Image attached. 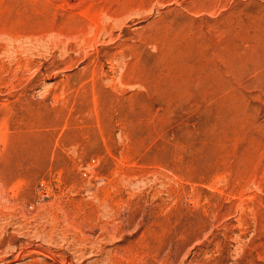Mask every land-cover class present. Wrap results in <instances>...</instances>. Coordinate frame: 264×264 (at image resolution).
<instances>
[{
	"label": "rangeland",
	"instance_id": "1",
	"mask_svg": "<svg viewBox=\"0 0 264 264\" xmlns=\"http://www.w3.org/2000/svg\"><path fill=\"white\" fill-rule=\"evenodd\" d=\"M39 1L0 0V264H264V0Z\"/></svg>",
	"mask_w": 264,
	"mask_h": 264
},
{
	"label": "bare ground",
	"instance_id": "2",
	"mask_svg": "<svg viewBox=\"0 0 264 264\" xmlns=\"http://www.w3.org/2000/svg\"><path fill=\"white\" fill-rule=\"evenodd\" d=\"M45 1H46V0H45ZM48 1H49V0H48ZM36 2H37V1H36ZM39 2H42V3H43V1H41V0H40ZM44 3H45V2H44ZM37 4H38V3H37ZM40 5H41V4H39V6H40ZM44 6L47 7L46 5H44ZM72 8H73V7H72ZM40 9H41V8H40ZM43 9H45V8L43 7ZM46 12H47V10H46ZM48 12H49V11H48ZM10 13H11V12H10ZM25 14H26V13H25ZM28 14H29V13H28ZM28 14H27V15H28ZM28 16H29V15H28ZM17 17H19V16H15V19L19 20L20 18L18 19ZM20 17H21V16H20ZM26 17H27V16H26ZM22 18H23V17H21V19H20L21 21H22ZM24 18H25V15H24ZM28 18H29V17H28ZM28 18H27V19H28ZM12 19H13V18H12ZM15 19H13L12 23H14ZM27 21H28V20H27ZM16 22H17V21H16ZM16 22H15V23H16ZM28 22H29V21H28ZM10 23H11V22H10ZM15 23H14V24H15ZM21 23H22V22H21ZM23 23H24V21H23ZM18 24H19V23H18ZM1 26H2V25H1ZM1 26H0V27H1ZM9 26H11V25H9ZM13 26H14V25H13ZM11 27H12V26H11ZM11 27H10V28H11ZM16 27H19V26H16ZM10 28H9V30H10ZM5 29H6V28H5ZM17 29H18V28H16V30H17ZM28 29H29V28H28ZM28 29H27V31H28ZM11 30H12V29H11ZM20 30H21V29H20ZM5 31H6V30H5ZM23 31H24V30H23ZM9 32H10V31H9ZM18 32H21V31L18 30ZM18 32L16 33V31H15L14 33H16V35H19ZM0 33H1V31H0ZM6 34H7V33H5L4 35L6 36ZM24 34H25V32H24ZM10 35H11V34H10ZM12 35H13V33H12ZM8 36H9V35H8ZM1 37H2V35H1ZM10 37H11V36H9L8 38H10ZM13 37H14V36H13ZM16 37H17V36H15L14 38H16ZM4 39H5V38H4ZM16 39H18V37H17ZM16 39H15V41H16ZM13 40H14V39H13ZM15 41H14V42H15ZM18 41H19V40H18ZM1 45H2V44H1Z\"/></svg>",
	"mask_w": 264,
	"mask_h": 264
}]
</instances>
